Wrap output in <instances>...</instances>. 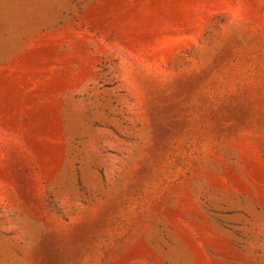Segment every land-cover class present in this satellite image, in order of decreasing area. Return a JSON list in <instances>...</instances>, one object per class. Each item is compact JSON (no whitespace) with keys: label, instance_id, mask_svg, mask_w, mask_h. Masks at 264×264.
Listing matches in <instances>:
<instances>
[{"label":"rangeland","instance_id":"obj_1","mask_svg":"<svg viewBox=\"0 0 264 264\" xmlns=\"http://www.w3.org/2000/svg\"><path fill=\"white\" fill-rule=\"evenodd\" d=\"M0 264H264V0H0Z\"/></svg>","mask_w":264,"mask_h":264}]
</instances>
